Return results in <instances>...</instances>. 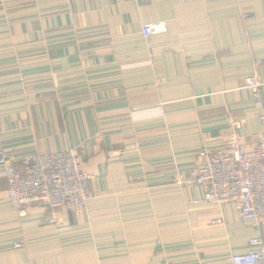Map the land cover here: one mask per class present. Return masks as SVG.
I'll return each mask as SVG.
<instances>
[{
  "label": "crops",
  "instance_id": "0c3cea01",
  "mask_svg": "<svg viewBox=\"0 0 264 264\" xmlns=\"http://www.w3.org/2000/svg\"><path fill=\"white\" fill-rule=\"evenodd\" d=\"M253 72L264 103V0H0L5 155L23 172L25 156L78 150L88 193L80 214L34 203L19 218L0 167V264L246 253L257 230L188 180L202 150L255 147Z\"/></svg>",
  "mask_w": 264,
  "mask_h": 264
},
{
  "label": "built area",
  "instance_id": "2783aa9c",
  "mask_svg": "<svg viewBox=\"0 0 264 264\" xmlns=\"http://www.w3.org/2000/svg\"><path fill=\"white\" fill-rule=\"evenodd\" d=\"M242 17L248 19L250 14ZM164 31L165 24L158 22L144 25L141 32L147 38ZM245 88L253 94L255 115L263 126L262 132L254 136L255 147L247 151H200L188 184L204 188L205 202L232 204L239 220L257 230V235L249 240V250L232 255L230 264H264V103L255 72L245 80ZM21 163L23 172L17 171L5 155L0 128V167L7 181V201L17 217H24L34 203L73 214L85 210L87 177L76 152L34 153L22 158Z\"/></svg>",
  "mask_w": 264,
  "mask_h": 264
},
{
  "label": "rangeland",
  "instance_id": "374dc122",
  "mask_svg": "<svg viewBox=\"0 0 264 264\" xmlns=\"http://www.w3.org/2000/svg\"><path fill=\"white\" fill-rule=\"evenodd\" d=\"M243 16V15H242ZM243 19H244V17H242ZM245 19H247V18H245ZM246 89V88H245ZM253 108H254V106H253ZM67 151H74V152H76L77 153V155L79 156V158H80V162H81V165H82V161H81V155H80V152L78 151V150H67ZM64 152H66V151H64ZM81 169H82V166H81ZM7 182V181H6ZM88 200V199H87ZM50 210V209H49Z\"/></svg>",
  "mask_w": 264,
  "mask_h": 264
}]
</instances>
